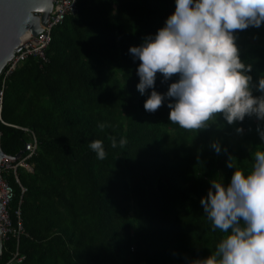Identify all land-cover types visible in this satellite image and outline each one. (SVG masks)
I'll return each mask as SVG.
<instances>
[{"label": "trees", "instance_id": "1", "mask_svg": "<svg viewBox=\"0 0 264 264\" xmlns=\"http://www.w3.org/2000/svg\"><path fill=\"white\" fill-rule=\"evenodd\" d=\"M76 11L52 29L46 61L29 56L0 73V146L10 156L36 137L17 167L21 193L8 210L15 232L2 238L0 264L16 249L19 264H190L215 250L200 200L211 179L227 183L234 169L209 145L219 139L242 170L260 144L257 121L189 132L169 121L166 100L155 113L137 90L138 60L129 54L175 11V0H77ZM241 59L264 74V25L237 33ZM158 74L156 90L166 93ZM149 90V94H150ZM100 123L108 125L103 131ZM121 148L111 147L109 137ZM102 140L104 160L89 148ZM19 209L20 213L17 214ZM20 220L22 230H18Z\"/></svg>", "mask_w": 264, "mask_h": 264}, {"label": "clouds", "instance_id": "2", "mask_svg": "<svg viewBox=\"0 0 264 264\" xmlns=\"http://www.w3.org/2000/svg\"><path fill=\"white\" fill-rule=\"evenodd\" d=\"M264 25V0H175V11L154 35L143 37L129 54L139 61L137 90L147 95L144 108L155 113L170 109L169 121L189 132L224 131L243 135L247 119L257 121L264 145V74L254 78L253 65L241 59L237 33ZM168 84L156 90L157 75ZM149 90L150 94H149ZM108 125L100 123L103 131ZM123 148L126 138L109 137ZM226 154L234 169L230 180L211 179L200 200L203 213L221 238L215 250L190 264H264V148L251 151V167L242 170L219 139L210 145ZM97 159L106 158L102 140L89 143Z\"/></svg>", "mask_w": 264, "mask_h": 264}, {"label": "built area", "instance_id": "3", "mask_svg": "<svg viewBox=\"0 0 264 264\" xmlns=\"http://www.w3.org/2000/svg\"><path fill=\"white\" fill-rule=\"evenodd\" d=\"M77 0H52V8L48 13L44 23L46 28L36 35L29 33L23 38L21 37L19 47L22 46L18 52L14 53V56L7 61L5 67L2 69L6 74H9L15 69L18 64L25 60L29 56L36 57L41 61H46V48L52 39V29L60 24L63 19L73 14L76 11ZM1 73V72H0ZM2 102V90H0V108ZM37 146L36 137L33 135L32 140L25 143L24 148L18 155L10 156L5 155L0 160V200L2 202L1 213H0V236L5 237L8 232H15L16 229L12 227V222L8 210L9 202L11 201L14 190L12 185L7 180L5 174L12 171L14 174L15 181L20 186V192L23 193L26 187L20 183L17 167H23L27 170H31L32 167L27 159L33 154ZM19 215V209L16 211ZM22 230L21 222L18 221V232ZM24 258V255L20 254L19 251L13 253V256L7 264H19Z\"/></svg>", "mask_w": 264, "mask_h": 264}, {"label": "water", "instance_id": "4", "mask_svg": "<svg viewBox=\"0 0 264 264\" xmlns=\"http://www.w3.org/2000/svg\"><path fill=\"white\" fill-rule=\"evenodd\" d=\"M51 8L52 0H0V72L22 47L18 45L25 31L36 35L46 28L44 23ZM5 155L0 146V160ZM1 206L0 200V213ZM1 248L0 236V254Z\"/></svg>", "mask_w": 264, "mask_h": 264}, {"label": "bare ground", "instance_id": "5", "mask_svg": "<svg viewBox=\"0 0 264 264\" xmlns=\"http://www.w3.org/2000/svg\"><path fill=\"white\" fill-rule=\"evenodd\" d=\"M29 33H30V31H25V33L21 37L23 38L24 36H26Z\"/></svg>", "mask_w": 264, "mask_h": 264}]
</instances>
